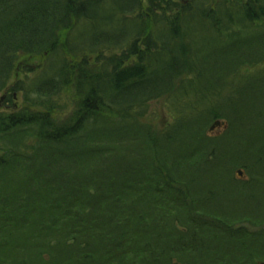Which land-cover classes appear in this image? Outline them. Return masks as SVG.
I'll return each instance as SVG.
<instances>
[{
    "label": "trees",
    "instance_id": "16d2710c",
    "mask_svg": "<svg viewBox=\"0 0 264 264\" xmlns=\"http://www.w3.org/2000/svg\"><path fill=\"white\" fill-rule=\"evenodd\" d=\"M263 73L264 0H0V264H264Z\"/></svg>",
    "mask_w": 264,
    "mask_h": 264
},
{
    "label": "rangeland",
    "instance_id": "374dc122",
    "mask_svg": "<svg viewBox=\"0 0 264 264\" xmlns=\"http://www.w3.org/2000/svg\"><path fill=\"white\" fill-rule=\"evenodd\" d=\"M83 55H72V58H75L76 60H80L82 59ZM93 61V60H91ZM41 63L38 61L33 62L32 64H30V66H35L34 68L37 69L36 66H39ZM43 65L41 64L39 66V68H42ZM33 68V67H32ZM263 70V66L262 67H256V68H245L242 73L244 75H252V74H258L259 72H262ZM264 75V73L262 74ZM25 75H22V73H19L18 77H15V79H23ZM34 76V74H30L28 77L29 79H32ZM15 81V80H14ZM74 91L76 92V87H73ZM71 91V94H64L63 100H61L63 103L62 107L66 110V112H69L72 108H73V104L71 102V100L74 98V96L72 95V93H74V91ZM9 92H3L0 95V111L1 112H5V113H10L13 111V109L17 106H21L22 103V96L19 95L17 99H14L11 102H6L5 99L7 97V94ZM196 97L195 95L192 93L189 95V97H186V99H182L180 101H175L174 97L168 96V97H164L162 99H159L158 101H154L151 102L149 104V112L144 120L145 125H148L152 131H163L166 128H170L171 124H174L171 127V132L178 130L180 128L183 127V129L180 131V133L182 134L181 136H184V134L187 137H190L192 139H195L200 130V124L199 121L198 122H194L196 120V118L202 113V110H196ZM199 108H202L201 105H198ZM257 109H259V107L256 106ZM263 108V107H262ZM181 109V114H177L176 112H180ZM180 120L178 122H176V119L178 117H180ZM193 119V123L190 122ZM260 120H262L260 118ZM260 120L256 121H251L249 122H244V123H240L242 125V130H243V134L245 136L246 141H249L250 139H253L255 136L258 135V132L261 130V127L258 128L257 126L260 125ZM176 122V123H175ZM225 126L224 127H220L218 129H215L213 132L209 131V129L211 128V126L214 123H210L208 125V127L206 128V134L207 136H210L213 139H218L221 137V135H223L225 133V131L228 129V123L225 122ZM203 124V123H201ZM257 124V126H256ZM204 138H198L199 140H203ZM225 138H221L219 140L218 143H220L221 141H223ZM234 143L236 144L239 141L238 137H234L233 138ZM244 142L240 141V145L243 146ZM245 145V144H244ZM241 156V155H240ZM250 156V161L248 162V158ZM242 157V156H241ZM227 159V158H225ZM254 161V158L251 154H243V159L242 160H236V165H245V166H250ZM237 170L239 169H235L233 171V178L238 181V176H237ZM242 170V169H240ZM243 171V170H242ZM244 172V171H243ZM247 178L245 173H244V179L243 181H247Z\"/></svg>",
    "mask_w": 264,
    "mask_h": 264
},
{
    "label": "water",
    "instance_id": "95a60500",
    "mask_svg": "<svg viewBox=\"0 0 264 264\" xmlns=\"http://www.w3.org/2000/svg\"><path fill=\"white\" fill-rule=\"evenodd\" d=\"M221 125H222V123L221 122H216L211 128H210V131L211 132H213L216 128H218V127H221ZM238 175L240 176V177H242V172L241 171H238Z\"/></svg>",
    "mask_w": 264,
    "mask_h": 264
}]
</instances>
